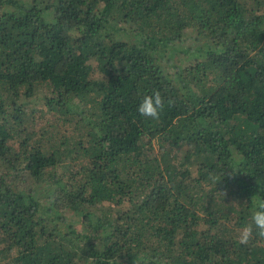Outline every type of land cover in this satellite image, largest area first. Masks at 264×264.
I'll use <instances>...</instances> for the list:
<instances>
[{"label": "trees", "instance_id": "trees-1", "mask_svg": "<svg viewBox=\"0 0 264 264\" xmlns=\"http://www.w3.org/2000/svg\"><path fill=\"white\" fill-rule=\"evenodd\" d=\"M262 200L264 0H0V264H264Z\"/></svg>", "mask_w": 264, "mask_h": 264}, {"label": "clouds", "instance_id": "clouds-1", "mask_svg": "<svg viewBox=\"0 0 264 264\" xmlns=\"http://www.w3.org/2000/svg\"><path fill=\"white\" fill-rule=\"evenodd\" d=\"M168 103L170 104L171 101H168ZM165 106L164 97L157 90L142 98L137 111L142 117L158 120ZM235 172L232 170L230 175L234 176ZM254 238H264V200L256 205V210L252 213V222L245 224L240 229L237 237L238 242L243 245H247Z\"/></svg>", "mask_w": 264, "mask_h": 264}, {"label": "rangeland", "instance_id": "rangeland-1", "mask_svg": "<svg viewBox=\"0 0 264 264\" xmlns=\"http://www.w3.org/2000/svg\"><path fill=\"white\" fill-rule=\"evenodd\" d=\"M72 219V217L70 216V220ZM75 221V220H74ZM78 223V222H77Z\"/></svg>", "mask_w": 264, "mask_h": 264}]
</instances>
